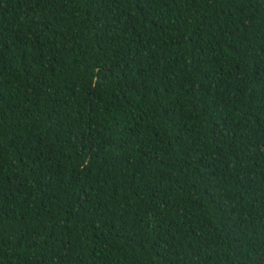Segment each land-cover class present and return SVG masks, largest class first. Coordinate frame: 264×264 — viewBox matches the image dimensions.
Segmentation results:
<instances>
[{
	"label": "trees",
	"instance_id": "obj_1",
	"mask_svg": "<svg viewBox=\"0 0 264 264\" xmlns=\"http://www.w3.org/2000/svg\"><path fill=\"white\" fill-rule=\"evenodd\" d=\"M0 264H264V0H0Z\"/></svg>",
	"mask_w": 264,
	"mask_h": 264
}]
</instances>
